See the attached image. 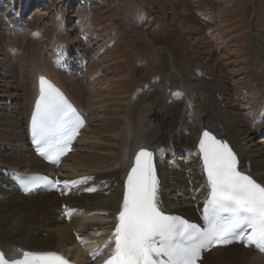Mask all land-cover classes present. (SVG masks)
Segmentation results:
<instances>
[{
    "label": "bare ground",
    "instance_id": "bare-ground-1",
    "mask_svg": "<svg viewBox=\"0 0 264 264\" xmlns=\"http://www.w3.org/2000/svg\"><path fill=\"white\" fill-rule=\"evenodd\" d=\"M68 1L72 4V0ZM145 1L151 4L149 6L152 8V2ZM225 1L227 6L222 10L220 8L215 10V16L208 13L211 15L206 20L207 24H211L212 21L213 27L211 26L212 29L205 35H201V30L196 26L198 24L180 22L181 26H191L187 28L188 30L186 27L180 28L190 46L187 52L190 58L181 62L173 61V71L180 74L181 82L174 81L173 74L170 79H157L154 86H143L136 94L131 90L132 82L135 80L133 73L127 69H130L132 64L130 66L120 64L124 63V60L130 62L128 56H120L122 58L116 56L107 60L102 58L99 63L92 60L96 55L88 56L90 62L84 69L85 79L63 75L54 55L59 53L60 59L65 58L70 47L79 41L78 35L71 39L66 30V25L72 22L67 7L62 12L66 21L60 20L58 23L61 37L66 36L64 44L59 49L56 43L59 36L57 40L54 38L55 42L53 40L49 43L51 48H47L48 39L39 29L30 33L27 32V28L22 33V35L33 33L32 38L29 37L27 47L33 45L40 48L38 54H32L30 58V74L33 77L32 88L28 91L31 99L34 97L29 103L30 110L26 115L29 116L34 109L35 105L32 103L40 92L38 89L40 77L47 76L58 84L88 118V124L78 140L81 144L87 140L85 154L74 151L65 160L74 158L78 162L72 169L78 166L86 168L91 173L90 176L81 179V187L86 189L84 194L78 193L77 196L61 198L57 193L24 195L14 186L12 172H8V169L2 172L0 168V255L5 261L9 259L14 263H20L30 255L65 252V249H74L80 254L81 259L84 257L82 247L87 242L83 239L80 242L82 245H77L78 235L93 238L97 235L93 232H99L103 234L98 237H102L110 235V229L117 223L121 227L123 219L117 220V215L130 198V181L142 147L151 153V159L155 164L157 177L153 202L162 212L181 214L191 219L198 218L204 199L210 193L208 186L210 175L203 164L200 148V141L209 131L231 147L237 156L240 170L264 189V141L251 144L246 142L250 134L258 132L264 126L262 120L264 85L257 82L261 70L253 63L255 43L250 35L251 27L244 22L246 17L235 20V17H238L237 12L240 11L236 7L237 0ZM27 3L28 1L24 2L18 11L15 7H8L6 13L13 14V19L23 20L22 14L26 11ZM179 12L182 16L187 12L184 4L180 6ZM60 17L58 14L57 18ZM156 18L150 16L146 28L158 24ZM110 26L108 24L106 27ZM87 30L88 27L83 28L84 33ZM92 32L93 36H88V42L97 46L94 50L96 53L102 47L94 43L92 38L99 40L104 38L103 33L96 34L94 30ZM21 38V33L15 31L12 41L8 42L10 49L12 45L16 48L21 43ZM149 41L154 45L151 40ZM122 43L121 46L124 45ZM155 47L159 49L156 45ZM195 48L197 50H193ZM2 49L6 50L4 46L1 47V51ZM77 49L81 50L79 47ZM220 49H223V52L219 54ZM13 58H15L13 55H10L9 59L3 58L0 64L5 65ZM213 58H216L215 62L212 61ZM102 62H105V66L118 63L122 68L125 67V70L118 72L117 78L114 77L116 74L112 69L108 71L114 74L111 78L100 77L101 74L98 72L103 71ZM245 68L247 72L253 74L250 84L245 87L240 83H233L231 85L234 86L230 87L228 84L231 82V76H236L234 74H238L239 71L244 72ZM84 84L88 85V90ZM22 86L23 83L17 84L19 89ZM19 95L23 94L18 91L13 97L17 98ZM84 99L90 101L89 109L85 107ZM230 106L237 108L231 112ZM246 108L249 111L243 114L240 110ZM18 111L19 114H24L22 109L19 108ZM249 112L254 114L257 122L255 128L252 127L253 121L246 124L245 115L249 121ZM93 119L99 121L96 128L92 127ZM27 128L28 120L25 129L26 139L24 134L21 135L24 143L28 140ZM9 132L14 137L18 136L13 130ZM26 148L31 152L27 144ZM80 148L76 147V150ZM176 149L183 151L182 158L175 157ZM6 159L8 163L11 160ZM24 161L28 162L26 167H18L15 162L11 164L25 172L36 170L38 167H50L34 154L24 157ZM64 167L66 166L63 165L62 168ZM71 170L67 175L73 177ZM64 180L70 181L67 178ZM63 202L70 205L67 207L70 211L68 217H65ZM212 254L215 258L208 256L206 263L214 259L211 264H264V256L256 255L252 250L240 248L229 252L215 250Z\"/></svg>",
    "mask_w": 264,
    "mask_h": 264
},
{
    "label": "rangeland",
    "instance_id": "rangeland-1",
    "mask_svg": "<svg viewBox=\"0 0 264 264\" xmlns=\"http://www.w3.org/2000/svg\"><path fill=\"white\" fill-rule=\"evenodd\" d=\"M10 1L2 0V2H0V62L3 58L5 59L7 57L9 59L10 55L15 57L10 59L9 62H6L5 65L4 63L0 64V97H2L0 98V161H5L8 160L6 158H11L9 163H21L20 160H16V158L19 159V157L27 154L26 151L22 150L21 145L19 146L20 143L25 144L20 137V135L24 134L23 127H21L20 130V126H22L26 119L23 114L17 116L16 112L19 110V108L24 111V114L30 110L29 98H31V94L28 89H30L31 78L33 77L30 74V58L32 54H38L40 48L33 45L27 47L28 40L32 38L33 33L31 35H22L24 28L26 31L27 26H20L17 22L12 23V16L6 13L8 7H15L16 9H19L24 2L28 1L25 6L26 15L23 17V20L26 19V23L28 25L27 32H34L36 29H39L41 33H43L48 39L46 41L48 43L46 45L47 48H51L49 43H51L53 40V42H55L57 40L56 38L60 36L59 31L61 29L59 30L58 28V23L60 21L57 16L67 7V10L71 15L72 22L66 25V30L68 33L70 32L69 34L71 39L75 38L77 35L79 36V41L75 42V44L80 46V48H83L86 53L90 54V56L96 55V57L92 59L96 63L102 61V58L103 60H107L116 56L117 58H122L120 56H128L130 62H125L126 60H124V63L120 64H129V66L132 64L131 68L127 69L129 72L133 73V80H135H132L133 89L131 90L135 91L138 89L140 90L141 85L146 87L154 86L157 80H155V78L160 76L163 77V79H170L174 74V81L176 80L177 83L181 82L182 78L180 74L176 71H173V61L177 60L181 62L190 58V55L187 53L190 46L184 37L182 29L180 28L186 27L187 29L188 27L191 28V26H181L180 22L186 23L188 21L194 25L198 24L196 26L201 30V35H205V33L213 27L212 21L211 24H207L206 20L209 19L211 14L215 16V12L218 10V8L222 10L225 6H227V2L225 0H147L152 2V8L149 6L151 4L146 3L145 0H72V4L68 0H15L12 3ZM129 3L131 4L129 5ZM182 4L186 6L187 10L184 16H182L179 12L180 6ZM133 5L135 6L133 7ZM146 5L148 7H146ZM236 7L237 10L240 11L237 12L238 17L236 16L235 20L238 21L240 18L242 20L245 16L246 19H244V22L248 23V26L251 27L250 35H252V41L255 43V49L252 53L255 57L252 56V59L258 70H261L260 79L257 82H261L264 85V0H237ZM201 9L206 10L205 13L209 15V17L200 13ZM153 13L157 17L159 25L155 24L158 26H153L149 29H146L145 26L149 22L150 16L151 14L153 15ZM64 17L65 15L62 14L61 18L65 21L66 18ZM147 18L149 19L147 20ZM133 19L135 21H133ZM108 24H110L113 28L111 26L110 28L106 27ZM87 27L89 30L84 33L83 28ZM93 29H95L94 32L98 31L100 34L103 33L102 36L104 38L97 42V45L102 47V49L97 53L94 51L97 46L92 45V42L87 43V40L83 39L84 35L86 37L89 35L92 37ZM187 30L185 32H187ZM15 31H18V34L21 33L22 38L20 42L22 44H18L16 48H14L12 45L10 49V43L8 42L12 41L13 33H15ZM64 37L66 38L65 35L63 38ZM117 37L122 38L118 39ZM187 38L189 40V37ZM148 39H152L151 41L156 46L165 48L166 51L161 49L158 50L153 44L149 43ZM119 40H121V42ZM13 42H15V40ZM121 43L124 45L121 46ZM140 43L141 45H139ZM132 45L135 46V48ZM3 46L6 50L2 49L1 51V47ZM193 50H197V48ZM52 51L53 50L51 49V52ZM221 52H223V49H220L219 54ZM142 55H144V57ZM141 56L144 59L141 58ZM116 60L119 61L120 59ZM212 61L215 62L216 58H213ZM104 63L105 62L101 63L103 64V71L98 72L101 74L100 77L105 76L111 78V76L116 74L114 77L117 78V75L121 72V70H125V67L122 68V65H118V63L114 64L113 66H105ZM111 69L114 71V74L108 73V71ZM249 72L250 71L247 72L245 68L244 72L239 71L238 74H234L236 76L232 75L230 78L231 82L228 85L231 87L234 86L231 85L233 83H240V85L246 87V85L250 84V81L253 79V74H250ZM79 79L81 80L82 78ZM19 83H23V88H17V84ZM84 87L87 90L89 89L88 85L84 84ZM139 90L135 93L132 91V93L136 94L139 92ZM18 91L20 94H23V96L19 95L20 97L17 98L10 97L11 94L13 95ZM231 91H233V89ZM5 95H8V98H11L12 102L10 104L6 102V98L4 97ZM83 103L85 104V107L89 109V106L91 105L90 101L84 99ZM231 106L229 107V110H231V112L235 111L237 106L233 108ZM240 111L243 114L248 113L246 112L247 110L245 111L246 113L243 112L244 110ZM28 112L26 114H28ZM94 114L95 112L93 111L92 117L95 116ZM263 116L264 115H262V118ZM247 118L248 116L245 115L246 124H250ZM18 119H20V121L23 120L20 122L21 125ZM17 121L18 123H16ZM98 123L99 121H94L93 119L92 127L96 128ZM244 128L245 127H243V129ZM25 129L26 126L24 131ZM11 130H13L18 136L14 137L13 134L9 132ZM19 132L21 134H19ZM263 138L264 132H262V130L259 131V133L256 131L255 133L250 134L246 142H249V144L255 142L257 143L262 141ZM16 146H19V148ZM80 147L81 146H79V148ZM181 152L183 151L181 150ZM28 156L29 154H27L25 157ZM72 160L76 159L73 158ZM5 163L8 162L6 161ZM76 167L77 168L72 169L73 166H70L66 170L68 172L72 169L71 171L73 172V176H75L78 169V171H81V167ZM86 173L91 172L86 171Z\"/></svg>",
    "mask_w": 264,
    "mask_h": 264
}]
</instances>
